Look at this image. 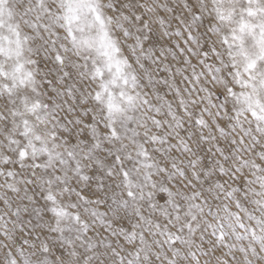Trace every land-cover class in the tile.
<instances>
[{
	"label": "snow or ice",
	"instance_id": "snow-or-ice-1",
	"mask_svg": "<svg viewBox=\"0 0 264 264\" xmlns=\"http://www.w3.org/2000/svg\"><path fill=\"white\" fill-rule=\"evenodd\" d=\"M0 264H264V0H0Z\"/></svg>",
	"mask_w": 264,
	"mask_h": 264
}]
</instances>
